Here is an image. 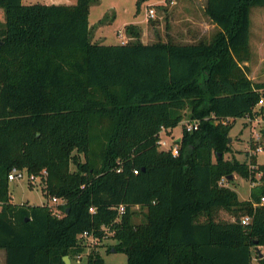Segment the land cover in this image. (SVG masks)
Returning <instances> with one entry per match:
<instances>
[{
	"label": "trees",
	"instance_id": "16d2710c",
	"mask_svg": "<svg viewBox=\"0 0 264 264\" xmlns=\"http://www.w3.org/2000/svg\"><path fill=\"white\" fill-rule=\"evenodd\" d=\"M91 3L0 0L6 264H66L67 255L71 264H110L95 249L88 262L73 260L78 235L89 230L102 237L104 225L126 264H253L256 246H264V164L253 155L251 170L225 155L237 119L264 117V105L256 109L264 83L242 66L250 57L251 8L264 0H206L205 13L218 29L209 42L109 45L93 41ZM136 27L125 31L140 38ZM186 111L200 125L183 129L173 155L160 148V133L178 126ZM14 167L29 182L39 177L47 199L62 198L61 214L48 202L12 201ZM235 174L259 181L250 199L220 184ZM120 205L126 211L116 221ZM134 207L146 210L144 221H134Z\"/></svg>",
	"mask_w": 264,
	"mask_h": 264
},
{
	"label": "rangeland",
	"instance_id": "374dc122",
	"mask_svg": "<svg viewBox=\"0 0 264 264\" xmlns=\"http://www.w3.org/2000/svg\"><path fill=\"white\" fill-rule=\"evenodd\" d=\"M92 0L90 11V25L93 37L99 36L96 42L102 44H117L123 40L141 41L143 43H154L158 41L167 42L169 40L178 43H196L200 40L211 41L218 29L211 22L205 13L206 0ZM25 4L45 3L46 0H23ZM155 10V16L148 15L149 9ZM5 21V13L0 8V24ZM135 24L140 33V38L130 36L125 27ZM250 45L248 48L249 59L246 65L249 69L250 77L260 83H264V6H253L251 8V28ZM124 34L121 38L120 33ZM95 39V38H93ZM264 100V98H262ZM264 105L258 103L256 109ZM189 119V111H186L185 119L175 128L173 135L167 129L160 133L161 139L166 145L176 144V136L183 133L184 122ZM255 130L261 132V143L264 146V117L259 115L252 120L247 117L239 118L235 121L230 132L232 150L225 155L227 159L234 157L240 161H247L250 154L251 140ZM167 146L160 147L168 149ZM258 161L264 164V151L257 154ZM243 185H237L240 197L244 198L249 194V178H244L238 174L234 175ZM228 183V182H227ZM10 191L14 203L30 202L31 204L51 203V198L47 199L44 191V184L39 181H30L26 173L10 181ZM136 214L134 221L140 223L145 220L146 210L134 207ZM61 214V213H60ZM222 217L226 218L227 213L223 212ZM114 235V234H113ZM110 233L109 237L102 240L97 250L107 263L126 264L127 254L121 250L113 248L118 241ZM115 249V250H114ZM264 253V247H263ZM5 260V250L0 249ZM253 263L259 264L256 259V251H253ZM72 262V261H71ZM0 264L1 262L0 258ZM6 264V260H5Z\"/></svg>",
	"mask_w": 264,
	"mask_h": 264
},
{
	"label": "built area",
	"instance_id": "2783aa9c",
	"mask_svg": "<svg viewBox=\"0 0 264 264\" xmlns=\"http://www.w3.org/2000/svg\"><path fill=\"white\" fill-rule=\"evenodd\" d=\"M148 15L151 17L155 16V10L153 8L149 9ZM120 36H121V38H124V34H122V32L120 33ZM127 41L128 40H123L122 43H126ZM263 102H264L263 99H261L259 101L260 104H262ZM247 118H249L250 120L253 119L251 117H247ZM199 125H200V120H198V119L189 118L188 120H185V122H184V128L190 132L198 129ZM253 138L254 139L251 140L250 154H249V157H247V159H248L247 162H248V165H249L251 170L256 169V165L251 162L252 156L257 155L258 153H261L262 151H264V146L260 141L261 140L260 130L254 131ZM159 144H160V147L167 146L166 143L164 142V140L161 139V137L159 140ZM167 148H168L167 150L172 151L173 155L179 154V147L177 144H173V145L170 144L167 146ZM135 172L137 173L138 170H135ZM24 173L25 172L19 170L17 167H14L11 170V172L9 173V180L12 181V180H15L19 177H23ZM46 173L47 172H45V174ZM261 175H262V172H258L256 174V179H259L261 177ZM30 178H31V181H39L41 183L40 178L37 176H31ZM226 181H227V178L223 177L220 180V184H224V183H226ZM250 181H251L252 186L257 185L259 182L258 180L253 181L251 179H250ZM262 202H264V197H262ZM62 203H64V200L62 198L53 197V198H51V203H49V205L52 207L54 213L60 214V211L58 209V205H60ZM117 210H118V217L116 218V221H119L121 219L122 214L125 213V211H126V206L120 205L119 207H117ZM90 211L94 212L95 211L94 207H91ZM241 221L243 224H247L251 221V216L245 215L242 217ZM102 229L104 231V235L102 237L94 234L93 232H90L89 230H85L84 232H82L78 235V247H77L78 249L73 256V260L75 263H86V262H88L90 254L92 253V251L94 249L97 250V247H99L102 240L106 237H109L110 233L112 235L114 234V231L111 230L110 226L104 225L102 227Z\"/></svg>",
	"mask_w": 264,
	"mask_h": 264
},
{
	"label": "crops",
	"instance_id": "0c3cea01",
	"mask_svg": "<svg viewBox=\"0 0 264 264\" xmlns=\"http://www.w3.org/2000/svg\"><path fill=\"white\" fill-rule=\"evenodd\" d=\"M47 2H45V4H74V3H76L77 2V0H46ZM204 9H205V7H204ZM90 11H91V8H90ZM92 38H95V39H93V41L94 42H96L97 41V39L99 38V36H97V38H96V36L95 37H93V35H92ZM118 43H120V42H118ZM246 63V62H245ZM170 132L172 131L173 133V135H175L174 134V130L173 129H168ZM163 132V131H162ZM182 136V134H180L179 136H178V138H177V136H176V141L180 138ZM259 162V161H258ZM260 163V162H259ZM262 164V163H261ZM234 177V179L232 180V182H229V183H227V181H226V183H224V185H227V186H230L233 190H235L236 192H237V194H238V196H239V199L240 200H248V199H250L251 198V192H252V188L254 187V186H252V184H251V181L249 182L248 181V183H249V194H248V196H246V197H244V198H242V197H240V191H239V189H238V187H237V185H243L241 182L239 183H236L237 181H238V179H237V177H235V176H233ZM227 178V177H226ZM229 178H227V180H228ZM231 180V179H230ZM225 213V211H222L221 212V214L222 213ZM227 213V212H226ZM227 219H231V220H233L234 218L231 216V215H229L228 213H227V217H226ZM263 245H258V246H256V248H255V251H256V259L258 260V262H259V258H263L264 257V253H263ZM259 250L263 253V257L261 256V254L259 253ZM257 255H259V257H257ZM254 256V255H253ZM0 258H1V262L3 263V264H5V260H6V251H5V260H4V255H3V253H1L0 254ZM71 258V257H70ZM72 261V260H71ZM254 264V263H253ZM260 264V263H259Z\"/></svg>",
	"mask_w": 264,
	"mask_h": 264
},
{
	"label": "water",
	"instance_id": "95a60500",
	"mask_svg": "<svg viewBox=\"0 0 264 264\" xmlns=\"http://www.w3.org/2000/svg\"><path fill=\"white\" fill-rule=\"evenodd\" d=\"M181 139L179 138L177 141L179 142ZM233 178V175H231L230 177H229V179H232ZM115 250V249H114ZM259 253L261 254V256L263 257V253L259 250ZM64 260H65V262H66V264H71V258H70V256L69 255H67V256H64Z\"/></svg>",
	"mask_w": 264,
	"mask_h": 264
}]
</instances>
